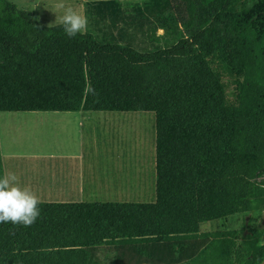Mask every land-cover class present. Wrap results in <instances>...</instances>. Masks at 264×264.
<instances>
[{
    "label": "trees",
    "instance_id": "obj_1",
    "mask_svg": "<svg viewBox=\"0 0 264 264\" xmlns=\"http://www.w3.org/2000/svg\"><path fill=\"white\" fill-rule=\"evenodd\" d=\"M226 2L169 0L185 38L139 53L69 38L0 0V112H153L156 131L154 203L39 204L30 227L0 223V264H89L106 240L115 264H200L210 250L226 264L261 263V229L236 244L199 232L264 210V0L232 13Z\"/></svg>",
    "mask_w": 264,
    "mask_h": 264
},
{
    "label": "crops",
    "instance_id": "obj_2",
    "mask_svg": "<svg viewBox=\"0 0 264 264\" xmlns=\"http://www.w3.org/2000/svg\"><path fill=\"white\" fill-rule=\"evenodd\" d=\"M16 1V7L32 13L34 19L36 13L44 16L47 13L41 9L38 12L39 8L46 5L48 8L53 3V0H30V5H25V1ZM71 2L88 18L84 34L100 45H119L139 53H152L170 48L185 38L169 0ZM159 16L166 22H160ZM44 18L41 19L44 21ZM150 113L153 112H0L2 175L7 169L16 171L21 185L30 187L39 196L40 204L154 203L156 131L155 114ZM137 119L146 120L149 128L141 129L151 140L152 149L150 161L140 166V183L132 184L128 168L120 164V160L124 163V153H120L117 142L113 146L112 139L122 133L127 135ZM127 121L132 124L128 125ZM129 172L132 171L129 169ZM116 249L115 241H104L89 264H115ZM77 264H88V261Z\"/></svg>",
    "mask_w": 264,
    "mask_h": 264
},
{
    "label": "rangeland",
    "instance_id": "obj_3",
    "mask_svg": "<svg viewBox=\"0 0 264 264\" xmlns=\"http://www.w3.org/2000/svg\"><path fill=\"white\" fill-rule=\"evenodd\" d=\"M8 1L15 4L18 7V4L16 3L18 1L16 0H8ZM21 1L22 2L25 1L26 3L25 5H30L29 4L30 0H21ZM124 1H129V0H124ZM241 2L242 0H227V2L222 7V11L228 13L236 12L238 11ZM40 9L47 11V13H45L47 16L46 15L44 16V13H36L35 19L46 27L56 26V25H49L50 23L54 22L55 19L54 14L51 13V6H49L48 8L47 5L45 7H41L38 9V12H40ZM41 18H44V21ZM158 20L162 23L166 22L160 16ZM212 67L217 69L221 74V81L222 84L224 85L225 93L228 100L229 101L233 100L235 95V85L232 77L229 76L227 71L222 66L221 62L212 64ZM126 123L130 125L132 124V121H127ZM133 124L134 127L128 129L127 135L124 136L122 133L118 135L116 138L115 136H113L112 143L113 146L115 147V142H117L120 153H124V159L123 156L121 157L124 163H122L120 160V164L125 165L128 168L127 173H128L129 182L132 184H139L141 180V177L138 175L140 171V166L147 164V162L150 161L152 148H151V140L147 137V135L145 136V134L142 132L141 129L143 128L147 130L148 124L146 123V120L137 119L133 122ZM129 169L132 171L131 173L129 172ZM257 183H255L256 184L255 186H257ZM246 227H249L251 229H261L264 235V210L250 213L248 216L234 215L227 217L225 219L203 223L200 225L199 232L209 234L211 239L215 243H219V240H224L236 244L240 240L246 238L247 235ZM257 243L258 244L264 243V237L259 239ZM206 258H207L206 261L203 260L198 262L200 264L201 263L226 264L223 258L218 257V253L214 250L208 251L206 254Z\"/></svg>",
    "mask_w": 264,
    "mask_h": 264
},
{
    "label": "clouds",
    "instance_id": "obj_4",
    "mask_svg": "<svg viewBox=\"0 0 264 264\" xmlns=\"http://www.w3.org/2000/svg\"><path fill=\"white\" fill-rule=\"evenodd\" d=\"M51 13L55 19L49 25L61 27L67 37L75 38L87 32L88 18L71 0H53ZM40 203L30 187L21 185L16 171L7 169L0 176V223L30 227L40 216Z\"/></svg>",
    "mask_w": 264,
    "mask_h": 264
},
{
    "label": "water",
    "instance_id": "obj_5",
    "mask_svg": "<svg viewBox=\"0 0 264 264\" xmlns=\"http://www.w3.org/2000/svg\"><path fill=\"white\" fill-rule=\"evenodd\" d=\"M260 264H264V259L261 261V263Z\"/></svg>",
    "mask_w": 264,
    "mask_h": 264
}]
</instances>
